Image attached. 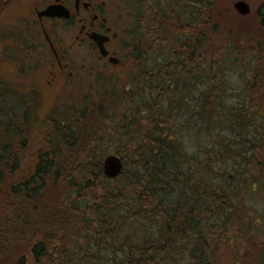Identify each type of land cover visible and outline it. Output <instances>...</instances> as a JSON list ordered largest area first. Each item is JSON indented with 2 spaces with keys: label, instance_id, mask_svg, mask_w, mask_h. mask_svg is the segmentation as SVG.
Here are the masks:
<instances>
[{
  "label": "trees",
  "instance_id": "trees-1",
  "mask_svg": "<svg viewBox=\"0 0 264 264\" xmlns=\"http://www.w3.org/2000/svg\"><path fill=\"white\" fill-rule=\"evenodd\" d=\"M194 1L204 2V36H173L170 45L148 40L170 58L156 70L162 98L137 106L134 85L121 96L108 90L99 103H80L79 115L68 113L65 122L30 128L27 118L10 115V125L0 126V264H264V213L249 202L264 195V77L256 75L251 93L245 80L238 105L204 95L197 128L175 124L188 82L204 79L205 42L225 34L219 0ZM257 16L264 28V1ZM238 37L225 45L239 55L223 64L254 72L264 36L254 38L253 54L239 43L255 40ZM220 125L241 146L219 136L205 157L188 156L184 132L210 134ZM109 152L123 161L116 178L103 170Z\"/></svg>",
  "mask_w": 264,
  "mask_h": 264
},
{
  "label": "flooded vegetation",
  "instance_id": "flooded-vegetation-1",
  "mask_svg": "<svg viewBox=\"0 0 264 264\" xmlns=\"http://www.w3.org/2000/svg\"><path fill=\"white\" fill-rule=\"evenodd\" d=\"M204 29V2L194 0H0V60L12 65L17 80L9 90L23 87L27 94L24 111H13L11 119L27 118L30 128L65 122L61 112L42 116L46 98L62 104L84 84L103 96L107 79L120 81L115 74L133 52L158 51L148 40L170 45L173 36H204ZM80 103L68 109L72 119Z\"/></svg>",
  "mask_w": 264,
  "mask_h": 264
},
{
  "label": "rangeland",
  "instance_id": "rangeland-1",
  "mask_svg": "<svg viewBox=\"0 0 264 264\" xmlns=\"http://www.w3.org/2000/svg\"><path fill=\"white\" fill-rule=\"evenodd\" d=\"M126 1H130L131 4L134 3V0ZM236 1L238 0L218 1L219 9L217 10V15L220 22V29L225 34L221 33L215 34V36H210L209 41L207 43L205 42L204 44V60L207 62L204 72L201 73L204 79L201 82L198 81V83L194 81L188 82L189 88H187V90L189 94L187 96L185 95L186 103L182 105L183 110L174 112L173 115L176 119L175 124L179 127H185V123L194 128L198 127L199 121L197 114L200 110V107L197 104H199V102H204V95H208L210 97V101L215 100L219 103H224L227 106L235 104L238 105L240 103L239 97L237 95L238 92L243 90V88L246 90L249 83L251 86L249 87L248 91L251 93L252 89H257L254 86L256 75L257 80H262V77H264V58L262 59L264 54L261 55L260 65L255 68L254 72L249 71V67H236L233 64L228 65L226 62L223 64V61H226L225 59L229 58L230 56L239 55L237 50L231 52V48L228 46V44L225 45L227 39H229L230 36H234L237 38V40L240 38L238 36L245 38L247 37L249 39L252 38L250 39L251 41H249L250 43L255 40V37L264 36V28L260 26L256 15V10L264 0H246L253 8V12H250L247 15H241L236 11L234 8V3ZM238 43L239 41H236V43H231V46L234 50L237 48ZM239 44L242 48L247 49L249 54L255 53L256 49L259 47V45L257 46V40L252 42L253 45L248 44L246 41L244 44ZM248 45L254 48L248 50ZM176 47L180 49V47ZM162 53V50H159L158 52H155L147 57L145 56L144 58V56H135L133 52V54L130 56L134 57L128 60L126 68L119 74H115V76L120 75V81L116 77L110 76L103 88L110 90V94L114 96H121L123 91L126 92V88L128 90V87L133 88V86L136 85V88H134L135 92L132 94L133 99L131 98L130 100H134L137 106L144 104L147 105L149 102H152L154 98L156 100L157 97L158 99L162 98V96L166 94V91L163 92L158 88V72H156V70L157 67L162 63L166 66L170 62V58L168 59V56H165ZM216 61H218L217 66L214 65V62ZM244 69L249 72L245 71ZM152 71L153 73H151ZM149 73L150 75H148ZM109 75H112V73ZM195 76L196 72L195 75L192 74L191 79H195ZM246 79L250 81L245 84ZM13 83L17 84V80L15 78L12 65H8L7 63L0 60V126L10 125L8 120L10 119L9 116L11 113H13V111L22 112L25 109L23 100L27 94L24 92L23 87H20L21 92L18 93L12 91L11 89L9 90V87L11 88ZM180 85H182V83ZM262 91H264V89ZM98 94L99 92H97L95 88L90 87L89 84H84L79 87L78 91L71 94L69 96L70 98L67 100H62V102L64 101L62 104L57 103L58 100H48L46 98L41 107L42 116L46 113L61 112L65 117H67V115H69L68 109L79 101H81V103H99L101 101V97H104V95L101 96ZM218 94L221 95L220 98L217 96L212 98L213 95ZM259 94V92H257V94L254 92L255 96H258ZM62 97H65V95ZM67 102L71 104L68 105ZM260 113H263V111ZM223 120L226 121V118H223ZM13 123L17 122L14 121ZM222 129L223 128L220 125L210 134L208 132L200 133L189 129L187 132H184L182 137L185 143L184 151L187 152L188 156L197 153L198 156L205 157V152L213 145L219 136H221V140H224V136H228L236 147L241 146L240 137H237V134L223 131ZM226 133L229 134L225 135ZM252 137L248 136V139H252L251 144L253 145L256 142V139ZM238 143L240 144L237 145ZM201 144L203 146H201ZM114 148L115 144L113 143L111 144L110 150H113ZM109 154L116 153L109 152ZM236 167L240 166L237 164ZM255 172L257 171L250 173V176L256 175ZM259 181V184H264V177H261ZM244 192L252 195L248 189H245ZM256 193L257 194H254L253 197H249V202L252 204L255 210H260V212L263 214L264 195L258 194L259 192ZM38 203L41 204V201Z\"/></svg>",
  "mask_w": 264,
  "mask_h": 264
},
{
  "label": "water",
  "instance_id": "water-1",
  "mask_svg": "<svg viewBox=\"0 0 264 264\" xmlns=\"http://www.w3.org/2000/svg\"><path fill=\"white\" fill-rule=\"evenodd\" d=\"M235 9L242 15H247L250 13L251 8L249 3L245 0H238L234 4ZM50 8L47 13H51ZM103 170L107 177L116 178L123 171V161L122 158L116 154H109L103 160Z\"/></svg>",
  "mask_w": 264,
  "mask_h": 264
}]
</instances>
